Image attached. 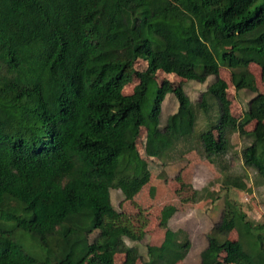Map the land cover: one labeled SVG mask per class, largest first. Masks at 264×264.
Masks as SVG:
<instances>
[{
	"label": "trees",
	"instance_id": "16d2710c",
	"mask_svg": "<svg viewBox=\"0 0 264 264\" xmlns=\"http://www.w3.org/2000/svg\"><path fill=\"white\" fill-rule=\"evenodd\" d=\"M251 64L264 79V0H0V264H116L119 253L125 264L183 261L192 244L170 225L174 206L162 211L164 242H149L146 257L126 241L147 236L145 218L123 211L151 180L141 130L146 155L164 167L182 145L217 164L232 134L250 137L243 163L264 185V92ZM220 65L236 92L254 95L239 121ZM159 70L183 81L160 84ZM192 81L207 84L197 101ZM168 94L177 109L163 125ZM200 112L206 125L194 135ZM223 186L247 188L243 175ZM112 190L122 193L119 209ZM224 204L200 264H264V225L234 200ZM26 235L34 248L23 246Z\"/></svg>",
	"mask_w": 264,
	"mask_h": 264
},
{
	"label": "rangeland",
	"instance_id": "374dc122",
	"mask_svg": "<svg viewBox=\"0 0 264 264\" xmlns=\"http://www.w3.org/2000/svg\"><path fill=\"white\" fill-rule=\"evenodd\" d=\"M218 60L221 62L220 56ZM220 66V77L228 84L230 112L233 119L239 121L247 109L249 100L254 95L247 90L236 92L231 71L223 65ZM136 68L140 71L146 70L148 61L140 60ZM250 69L256 77L259 89L264 92V79L261 68L257 64H251ZM157 80L160 84L172 83L173 85L183 81L176 74L161 70L157 73ZM139 82V78L135 77L125 87V95L133 94ZM206 88L207 84L195 83V81L186 85V90L194 101L200 99ZM164 103L163 125L166 123V115L176 111L177 100L173 94H168ZM213 103L215 122L219 115V107L216 99H214ZM145 112H149V106L145 107ZM199 120L200 125L196 126L194 135L200 133L199 126L201 128L206 125L207 119L201 112ZM254 128L255 122L245 127L247 131H251ZM146 135L147 130L143 128L138 139V149L141 156L148 163L151 171V180L132 201L124 203L123 211L131 218H145L147 225L144 230L147 236L139 242L127 239L126 241L129 245L137 246L145 257L149 242L156 246L162 245L165 239V229L161 226L162 211L166 206H174L177 210L170 221L171 227L174 230L182 229L185 231L192 244L186 258L178 262V264L201 263V251L207 247L211 229L221 217L225 198L234 200L254 223L264 225V185L256 183L257 172L253 168L245 166L242 159V150L250 143V137H243L238 133L232 134L230 136L231 148L226 155L217 158L219 160L217 164L208 159L204 151L190 149L188 152H182V150L185 151L189 148L187 145H182L179 148L180 151H176L169 164L164 167L160 160L146 155ZM191 140L193 144H196L198 138L193 137ZM227 175H243L247 188L244 190L234 187L225 188L223 181ZM178 177L180 180L177 179ZM195 190L198 191L197 194L194 193ZM213 194L217 199H213ZM122 199L123 196L120 190H112V201L116 209H119ZM8 225L10 226L11 223ZM94 236L96 234H93ZM237 237L238 233L235 230L232 231L230 238L236 239ZM22 244L26 248H34L36 245L35 240L29 235L23 236ZM115 263L125 264V254H117ZM138 264H142V261L139 260Z\"/></svg>",
	"mask_w": 264,
	"mask_h": 264
}]
</instances>
